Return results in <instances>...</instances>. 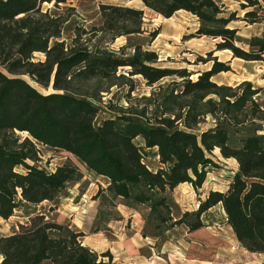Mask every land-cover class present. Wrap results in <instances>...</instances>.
<instances>
[{"label":"trees","instance_id":"16d2710c","mask_svg":"<svg viewBox=\"0 0 264 264\" xmlns=\"http://www.w3.org/2000/svg\"><path fill=\"white\" fill-rule=\"evenodd\" d=\"M141 1L165 18L181 10L195 15L200 23L196 34L220 38L217 50L247 61L264 60V37H240L229 26L234 14L225 16L217 0ZM52 2L60 9L67 0H0V217L9 219L23 203L53 201L81 178L72 161L54 171L41 167L43 146L68 153L103 178L101 190L126 206H145L147 221L156 228L184 224L196 231L206 225L202 215L221 205L241 246L264 254V87L213 81L230 70L216 57L210 70L192 80L186 68L157 65V53L139 44L130 54L125 46L109 48L121 36L143 33L144 11L130 6L101 3L100 24L76 26L65 39L67 19L44 9ZM244 7L257 8L247 11L244 20L264 22L259 12L264 0H246ZM103 34L109 36L105 45ZM36 53L44 58L35 59ZM134 76L156 85L152 106L130 103L97 122L102 94L123 85L133 91ZM165 79L169 82L162 84ZM216 148L238 164L227 189L210 191L195 211L175 217L171 193L182 183L200 189L216 166L210 157ZM151 153L157 167L148 163ZM83 236L68 222L36 214L13 234L0 235V264H106L100 257L109 253L84 245Z\"/></svg>","mask_w":264,"mask_h":264},{"label":"rangeland","instance_id":"374dc122","mask_svg":"<svg viewBox=\"0 0 264 264\" xmlns=\"http://www.w3.org/2000/svg\"><path fill=\"white\" fill-rule=\"evenodd\" d=\"M223 6L224 15L234 14V19L230 23V27L238 30L237 34L243 39L252 36L264 37V22L249 23L244 20L245 13L257 8L244 7L246 0H217ZM119 4L130 6L144 11L143 15V33L140 35L121 36L113 43H109V36L103 34L102 45L109 43V48L118 51L125 46V53L133 52V46L139 44L143 50L155 51L158 55L157 65L174 69L186 68L191 74V79L196 80L200 72L208 71L213 65V58H218L228 65L230 70L222 71L212 77V80L218 84L235 85L242 81H251L255 87H264V60L247 61L238 57H234L229 50H217L216 44L221 41L220 38H212L207 36H198L196 34L200 23L198 18L190 12L181 10L176 12L172 17L164 16L154 12L144 6L141 0H67L66 3L60 5V9L53 7L52 3H45L44 9L50 8L54 13H62L67 19L64 25L63 38H69L73 35L76 26L90 29L97 26L101 22L99 14V5ZM260 14L264 11L259 10ZM156 33L155 37L151 34ZM102 34L98 35L96 40L101 39ZM237 45L247 49L248 46L241 42ZM212 53L210 55L209 53ZM35 59H43L44 55L36 53ZM211 59V60H208ZM208 60V61H207ZM123 68L122 71H126ZM134 90L130 92L127 85L121 87H112L109 92L102 94V102L100 104V112L97 122L104 118L114 115V111L120 107H127L132 104L137 108L145 105H151L149 98L155 86H148L141 76H134ZM180 80V79H178ZM169 82L165 79L162 84ZM130 92V101L127 98ZM261 102L264 103V90L261 95ZM152 106V105H151ZM150 106V107H151ZM210 122V118H208ZM25 136V133H20ZM141 143V140H136ZM41 161L39 165L48 171H54L58 166L67 161L75 163L81 172V178L78 181L69 183L53 201H44L38 205H30L23 203L16 209L14 215L9 219L0 217V235H11L19 230L20 224L28 222L29 218L44 213L47 219L52 218L63 223H70V215H76L78 223L81 225V231L86 235H93L94 232L101 227L107 225L125 224V228L136 225L128 218V221L115 222L119 219V214L126 213L128 210L123 208V200L114 197L112 194L102 191L106 182L103 178L97 177L90 173L85 167L75 162L71 156L61 150L40 147ZM148 163L152 167H157V159L153 153L148 155ZM216 166L211 167L207 173L203 186L195 190L190 183H182L177 186L171 193V199L174 202V216L177 217L184 212H192L198 208L199 201L205 199L210 191H225L230 183L231 177L238 167L237 161L233 158H224L216 149L210 155ZM140 212L141 232L143 235H149L148 242H144L143 253H151L154 264H195L198 261L195 258H202V262L198 264H210L209 247L200 246L197 240H193L188 236L190 231L184 224H178L172 227L162 226L156 228L154 223L147 221L148 209L145 206L138 207ZM65 215V216H64ZM72 216V217H73ZM207 231L216 230L221 232L224 242H231L228 233L226 214L221 207L217 205L209 209L202 215ZM229 226V225H228ZM113 229V228H112ZM111 235V234H110ZM111 237H113L111 235ZM203 237V236H202ZM201 238V237H200ZM122 244L119 243L116 250H123ZM222 252L225 250L220 249ZM234 249L235 254H242V259L246 252L239 253ZM243 251V250H242ZM261 254V253H260ZM251 255L246 262L250 264H264V255ZM106 264H142L138 258L124 256L123 260L112 261V258H102ZM122 259V257H121ZM143 260L144 257L142 258ZM205 260V261H203ZM208 260V261H206ZM151 259H149V262ZM220 264H226L227 260L221 257L216 258ZM145 264V263H144Z\"/></svg>","mask_w":264,"mask_h":264},{"label":"crops","instance_id":"0c3cea01","mask_svg":"<svg viewBox=\"0 0 264 264\" xmlns=\"http://www.w3.org/2000/svg\"><path fill=\"white\" fill-rule=\"evenodd\" d=\"M123 208L128 210V214L126 213H120L119 219L122 220H114L115 222H121V221H128V218L132 220L136 225L130 226V228H125V224L122 226L118 224H109L107 227H101L98 228L96 232H94L93 235H86L83 236V244L88 246L89 248L93 249L94 251L98 252L99 254L103 253H109L110 257L112 258V261H120L123 260L124 256L127 255L129 257L138 258L140 263L142 264H154L153 257L151 256V253L147 252V254H144L143 248L144 242H148L147 240L150 238L149 235H143L141 232L142 226L140 223V212L137 210V208L126 206L124 203H122ZM65 216V215H64ZM73 216V214H72ZM70 215L69 220L71 222V225L76 229L81 231V225L78 223V220L76 218V215L72 217ZM228 233L231 237V242L227 243L222 241L223 236L221 232H218L216 230L207 231L206 227H203L201 229H198L196 231L190 232L188 234L189 237H191L193 240L191 242H197L200 246L203 247H209L211 249L210 252V261H208L210 264H220L216 261V258L221 257L224 260H227L226 264H250L247 261V259L251 258V255H257L260 253H252L247 251L245 248L241 246V244L237 241L232 229L230 226H228ZM78 228V229H77ZM113 228V229H112ZM78 230V231H79ZM113 237H111V235ZM203 236V237H202ZM201 237V238H200ZM122 244L125 249L123 250H116L118 245ZM220 249L225 250L222 252ZM234 249H237L236 251L239 253L244 254V252L247 253L244 257L247 258L245 260L242 259V254H235L233 252ZM243 250V251H242ZM264 255V254H260ZM122 257V259H121ZM144 257L145 260L142 258ZM104 259L108 258V256L103 257ZM149 259L151 261L149 262ZM198 263L202 262V258H195ZM205 261V260H203ZM195 263V264H198Z\"/></svg>","mask_w":264,"mask_h":264},{"label":"bare ground","instance_id":"6f19581e","mask_svg":"<svg viewBox=\"0 0 264 264\" xmlns=\"http://www.w3.org/2000/svg\"><path fill=\"white\" fill-rule=\"evenodd\" d=\"M216 151H218V148H216ZM234 159V158H233ZM235 160V159H234Z\"/></svg>","mask_w":264,"mask_h":264},{"label":"water","instance_id":"95a60500","mask_svg":"<svg viewBox=\"0 0 264 264\" xmlns=\"http://www.w3.org/2000/svg\"><path fill=\"white\" fill-rule=\"evenodd\" d=\"M52 4H53V2H52Z\"/></svg>","mask_w":264,"mask_h":264}]
</instances>
